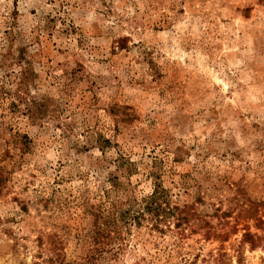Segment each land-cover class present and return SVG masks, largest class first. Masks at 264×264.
Returning <instances> with one entry per match:
<instances>
[{"label":"rangeland","instance_id":"obj_1","mask_svg":"<svg viewBox=\"0 0 264 264\" xmlns=\"http://www.w3.org/2000/svg\"><path fill=\"white\" fill-rule=\"evenodd\" d=\"M0 264H264V0H0Z\"/></svg>","mask_w":264,"mask_h":264},{"label":"trees","instance_id":"obj_2","mask_svg":"<svg viewBox=\"0 0 264 264\" xmlns=\"http://www.w3.org/2000/svg\"><path fill=\"white\" fill-rule=\"evenodd\" d=\"M158 195L159 193H157L156 191L152 192L151 195L149 196V201L145 206L146 210L154 212L155 215H158L160 212L165 213V209L161 207V202L155 200L156 196ZM159 197H163V195ZM182 211L183 209L178 210L180 216L179 218L184 220L185 216L181 214Z\"/></svg>","mask_w":264,"mask_h":264}]
</instances>
